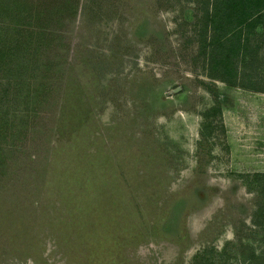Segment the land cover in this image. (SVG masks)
Segmentation results:
<instances>
[{"label": "rangeland", "instance_id": "374dc122", "mask_svg": "<svg viewBox=\"0 0 264 264\" xmlns=\"http://www.w3.org/2000/svg\"><path fill=\"white\" fill-rule=\"evenodd\" d=\"M223 1L0 16V264H264V93L244 88L264 27L242 26L237 85L211 78Z\"/></svg>", "mask_w": 264, "mask_h": 264}, {"label": "trees", "instance_id": "16d2710c", "mask_svg": "<svg viewBox=\"0 0 264 264\" xmlns=\"http://www.w3.org/2000/svg\"><path fill=\"white\" fill-rule=\"evenodd\" d=\"M18 1L20 0H0V16H3L5 18L8 17L14 21L15 19H22L24 17L32 18V15L34 13L35 14L37 13L33 8H31L32 3H30V6H27L25 3L24 4L22 2L19 3ZM16 4H19L22 7V9H20V6H17ZM222 5L225 11L223 14V19L216 22L217 24H219L218 26L219 28L216 30V32H223L224 35L222 36L221 41H216L214 39L207 41V43L209 42L207 46L209 48L210 76L211 78L220 79L224 82H227L228 84L237 85L238 84L237 80H235V78H232L233 74L240 67V65L239 67H237V60H239L240 62H244L245 60L244 58L246 55L245 53L246 44L244 39L241 38L242 26L244 24H247L250 26V28H252L255 25L261 24L262 27H264V0H225L222 2ZM24 6L26 10H29V8H31L32 12L27 14V11L26 10L24 11L23 9ZM43 9L45 10L42 11L48 12L47 7H44ZM40 14H42V12ZM52 17L54 18V16ZM251 17H253L255 21H253V23L250 22L247 23ZM44 20H46L45 22H49L51 21V17L47 16V18L46 17L41 18L39 21L42 22ZM45 22L42 23L45 24ZM26 27H27L26 30H28L29 33H32L35 36H37V33L30 29V27L33 28L35 27L34 23H30ZM207 43L204 42V47L206 46ZM45 45L46 44L43 43V46L40 47L43 49L40 50L41 52H44L46 48ZM30 48H32L30 45H27V47L25 48L21 45V43L18 42L17 44L16 42L14 46L9 47L8 49H6V51L8 52L11 51L13 54L18 55V51L22 49L25 53H27V56L19 57V62L22 61L21 64H25V66H27L29 63L32 62V67H34L35 62H37L36 59L34 60L36 52H32V53L29 52ZM254 51L255 50L252 47L251 48L249 47L250 60L247 62V65L245 67L249 68V66H253L254 67L253 72H256L257 66L259 67L260 64L261 65L264 64L263 62L264 58L262 57V59H260V57H256L253 54ZM1 53L3 54L4 51ZM13 57L15 56L13 55ZM52 65L53 64L50 62L47 67L48 68L50 66L52 67ZM247 68H243V69L245 70ZM32 71H35V69H32ZM257 74L253 75V77L257 78L256 76ZM230 78L232 79L230 80ZM244 88L255 92L264 93V84H262L259 81V78L250 81L248 85L244 86ZM254 176H259V175L255 174Z\"/></svg>", "mask_w": 264, "mask_h": 264}]
</instances>
